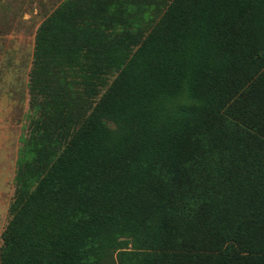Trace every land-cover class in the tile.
<instances>
[{
    "label": "trees",
    "instance_id": "trees-1",
    "mask_svg": "<svg viewBox=\"0 0 264 264\" xmlns=\"http://www.w3.org/2000/svg\"><path fill=\"white\" fill-rule=\"evenodd\" d=\"M28 94L0 264H264V0H62Z\"/></svg>",
    "mask_w": 264,
    "mask_h": 264
},
{
    "label": "rangeland",
    "instance_id": "rangeland-1",
    "mask_svg": "<svg viewBox=\"0 0 264 264\" xmlns=\"http://www.w3.org/2000/svg\"><path fill=\"white\" fill-rule=\"evenodd\" d=\"M62 0H0V245L8 221L36 28ZM118 259V257H117Z\"/></svg>",
    "mask_w": 264,
    "mask_h": 264
}]
</instances>
